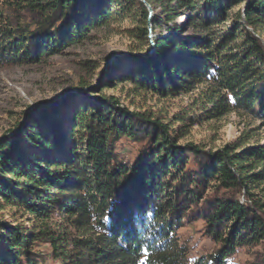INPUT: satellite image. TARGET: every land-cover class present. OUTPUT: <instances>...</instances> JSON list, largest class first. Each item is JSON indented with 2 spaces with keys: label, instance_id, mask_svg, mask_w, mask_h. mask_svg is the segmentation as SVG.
Listing matches in <instances>:
<instances>
[{
  "label": "trees",
  "instance_id": "trees-1",
  "mask_svg": "<svg viewBox=\"0 0 264 264\" xmlns=\"http://www.w3.org/2000/svg\"><path fill=\"white\" fill-rule=\"evenodd\" d=\"M147 1L155 10L153 50L124 57L138 68L139 89L173 96L206 84L212 117L257 105L264 114V0ZM18 4L41 19L25 32L3 27L0 13V62H39L126 19L134 23L130 51L143 49L140 39L149 45V12L138 0ZM235 6L242 8L231 14ZM180 15L184 23L175 22ZM162 22L173 31L158 33ZM92 90L26 112L0 142V210L10 208L12 219H0V264H47L48 257L54 264H225L237 249L264 242V143L182 145L158 117L121 110L113 96L72 104ZM122 142L136 147L129 161L118 153ZM241 187L251 204L238 197ZM190 218H201L205 235L221 244L210 263L189 260L179 244L177 231ZM252 264H264V255Z\"/></svg>",
  "mask_w": 264,
  "mask_h": 264
},
{
  "label": "rangeland",
  "instance_id": "rangeland-1",
  "mask_svg": "<svg viewBox=\"0 0 264 264\" xmlns=\"http://www.w3.org/2000/svg\"><path fill=\"white\" fill-rule=\"evenodd\" d=\"M18 1L21 0H0L3 27L26 29L25 32L35 29L41 19L40 13L28 6L22 7ZM239 8L242 6H235L230 13L233 14ZM153 19L154 15L148 20V27L153 26ZM185 19V16L180 15L175 22L184 23ZM132 25L134 23L126 19L94 28L89 38L44 57L39 62H0V142L12 137L20 129L26 120V112L34 109L30 107L35 104L58 101L71 88H87V92L98 87L90 95L77 94L72 98V104L96 105L99 95L113 96L112 102L121 110L142 111L158 117L170 126V135L180 144L198 143L206 146V150H216L234 141L264 143V114L258 105L254 112L232 109L223 116L212 117V113L208 112L212 104L206 98V84L173 96H161L153 91L139 89L133 82L138 68L131 59L124 58L131 53L137 55L130 51L133 40L127 28ZM173 26L162 22L157 32H172ZM185 29V34L194 32L193 28ZM247 29L252 30L248 26ZM155 36L149 30V45L143 39L138 40L139 45L143 46L138 52L140 56L150 53ZM71 108V104H67L64 111H71ZM132 145L119 143L118 153L124 161L133 158L136 147ZM208 195L212 196L213 192L209 191ZM238 197L251 204L243 187ZM9 211L10 208L0 210V219L12 220ZM204 229L205 223L201 218H190L185 219L177 231L179 244L191 261L204 258L210 263L212 255L220 249L221 244L208 238ZM41 249L48 250L45 247ZM260 255H264V242L255 247L237 249L225 259V264H252ZM46 263L54 264L55 261L48 257Z\"/></svg>",
  "mask_w": 264,
  "mask_h": 264
},
{
  "label": "water",
  "instance_id": "water-1",
  "mask_svg": "<svg viewBox=\"0 0 264 264\" xmlns=\"http://www.w3.org/2000/svg\"><path fill=\"white\" fill-rule=\"evenodd\" d=\"M139 1L141 3H143L148 8V12H149L148 20H151L152 17H153V15H154V9H153V7L151 6V4L147 0H139ZM148 28H149V30H151V27H148ZM153 47H154V45L152 46V48ZM137 55H139V54L137 53ZM114 57H115V55L112 56L111 59H113ZM85 90H87V88H71V89H69L63 95V97L60 100H58V101H45V102H40V103H37L34 106L30 107V109L33 108V107H38V106H46V105H52L53 106V105H57L58 103H60L63 100H65L69 95L75 94V92L77 93V92H81V91H85Z\"/></svg>",
  "mask_w": 264,
  "mask_h": 264
}]
</instances>
